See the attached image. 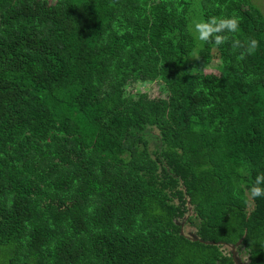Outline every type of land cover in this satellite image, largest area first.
Instances as JSON below:
<instances>
[{
  "label": "trees",
  "instance_id": "16d2710c",
  "mask_svg": "<svg viewBox=\"0 0 264 264\" xmlns=\"http://www.w3.org/2000/svg\"><path fill=\"white\" fill-rule=\"evenodd\" d=\"M233 14L258 41L243 60L189 31ZM260 172L253 0H0V264H225L178 221L191 202L201 240L234 214L264 239V197L242 211Z\"/></svg>",
  "mask_w": 264,
  "mask_h": 264
},
{
  "label": "clouds",
  "instance_id": "9594fccd",
  "mask_svg": "<svg viewBox=\"0 0 264 264\" xmlns=\"http://www.w3.org/2000/svg\"><path fill=\"white\" fill-rule=\"evenodd\" d=\"M240 18L235 14L216 16L212 15L208 18L192 19L189 24V31L195 35L196 40L202 43L214 42L215 45L221 46L228 43L231 49L239 51V60L245 59L246 56L253 54L258 48V41L255 38L249 37L246 40H241L229 34H234L239 31ZM193 57L198 58V54ZM240 173L246 175L247 171L241 169ZM264 197V172L257 173L254 181L248 189L247 199L255 201L258 198ZM248 257L242 259V264H248Z\"/></svg>",
  "mask_w": 264,
  "mask_h": 264
},
{
  "label": "flooded vegetation",
  "instance_id": "af4514ba",
  "mask_svg": "<svg viewBox=\"0 0 264 264\" xmlns=\"http://www.w3.org/2000/svg\"><path fill=\"white\" fill-rule=\"evenodd\" d=\"M186 205L189 210L178 221L180 233L190 239L200 238L201 220L198 214L194 212V206L191 205V202L186 203ZM245 205L246 207L242 211L249 216L253 209V201L247 200ZM227 215L229 216V214ZM241 219V214L230 215V226L232 228L230 231H226L223 237L218 240L221 243L219 245L220 251L226 257L225 264H242L244 257L249 258L248 264H264V239L246 240L244 235L248 232L247 229L243 235L239 236L237 228H239Z\"/></svg>",
  "mask_w": 264,
  "mask_h": 264
},
{
  "label": "rangeland",
  "instance_id": "374dc122",
  "mask_svg": "<svg viewBox=\"0 0 264 264\" xmlns=\"http://www.w3.org/2000/svg\"><path fill=\"white\" fill-rule=\"evenodd\" d=\"M254 4L256 5V8L264 15V0H253ZM199 18V15H198ZM218 61L213 62L214 65H217ZM214 70V68H209L208 71ZM153 88V91L155 89L158 93H160L161 88L160 86H156L152 83H137V84H131L128 88V93L130 94H138L141 92L150 91ZM219 240L223 237V234L218 233Z\"/></svg>",
  "mask_w": 264,
  "mask_h": 264
},
{
  "label": "water",
  "instance_id": "95a60500",
  "mask_svg": "<svg viewBox=\"0 0 264 264\" xmlns=\"http://www.w3.org/2000/svg\"><path fill=\"white\" fill-rule=\"evenodd\" d=\"M190 202V200H189ZM183 234V233H181ZM247 232L245 233L244 237L246 236ZM192 241H198V242H204L205 244H216V245H220V242H215V241H208V240H201L200 238H193L191 239Z\"/></svg>",
  "mask_w": 264,
  "mask_h": 264
}]
</instances>
